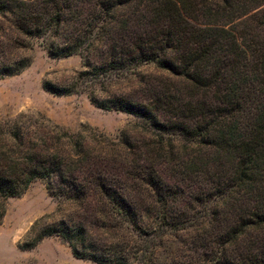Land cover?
Listing matches in <instances>:
<instances>
[{"label":"trees","instance_id":"obj_1","mask_svg":"<svg viewBox=\"0 0 264 264\" xmlns=\"http://www.w3.org/2000/svg\"><path fill=\"white\" fill-rule=\"evenodd\" d=\"M35 40L83 60L47 88L137 121L111 138L0 119V224L37 179L61 213L23 249L58 236L96 264H264V0H0V77Z\"/></svg>","mask_w":264,"mask_h":264},{"label":"rangeland","instance_id":"obj_2","mask_svg":"<svg viewBox=\"0 0 264 264\" xmlns=\"http://www.w3.org/2000/svg\"><path fill=\"white\" fill-rule=\"evenodd\" d=\"M26 53L30 64L23 71L0 77V119L39 112L71 132L90 125L111 138L121 135L137 121L130 113L97 107L86 92H53L45 86L47 83L58 87L70 85L74 73L83 69L79 55L51 57L37 40ZM140 71L159 73L152 64L141 67ZM129 85L122 82L114 88L122 90ZM95 91L101 95L98 86ZM201 167L199 162L190 165L192 171ZM56 208L55 199L40 179L33 181L20 196L10 197L0 224V264H96L75 257L58 236H46L35 247L23 249L42 225L53 224L60 217Z\"/></svg>","mask_w":264,"mask_h":264}]
</instances>
